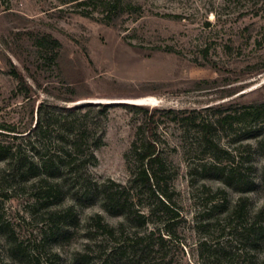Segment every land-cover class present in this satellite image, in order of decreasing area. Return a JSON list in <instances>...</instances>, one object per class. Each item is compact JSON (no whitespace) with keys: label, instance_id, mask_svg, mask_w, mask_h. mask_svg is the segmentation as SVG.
I'll use <instances>...</instances> for the list:
<instances>
[{"label":"rangeland","instance_id":"obj_1","mask_svg":"<svg viewBox=\"0 0 264 264\" xmlns=\"http://www.w3.org/2000/svg\"><path fill=\"white\" fill-rule=\"evenodd\" d=\"M122 1L137 11L108 25L101 21V6L85 9L69 0H0V124L25 131L32 104L36 120L42 102L59 107L117 102L101 119L90 106L70 114L59 109L53 113L56 122L65 118L86 124L90 146L93 138L102 136V145L93 150L95 161L85 169L91 178L125 184L131 177L128 154L145 116L118 102L144 105L149 114L156 109L183 112L180 122L162 116L157 137L184 219L172 229V240L146 257L157 264H264V241L255 250L243 247L224 219L245 197L246 220L262 211L264 224V122L247 130L246 136L241 135L242 126L215 135L224 149L250 156L255 186L241 194L201 176L200 166L211 162L212 153L186 119L194 112L199 120L212 121V107L264 101V0ZM83 10L91 16H83ZM42 36L61 43L55 62L38 46ZM206 46L221 72L192 62L202 60ZM168 47L175 52L165 51ZM12 66L31 86V100L20 92L10 73ZM205 80L217 83L204 89L200 82ZM13 135L0 140L11 146L28 145L29 139ZM5 168L0 161L1 222L13 232L26 257L12 259L11 242L0 231V264H78L73 260L78 252L90 256L89 264H102L98 256L114 242L97 230L94 218L101 215L117 227L124 217L110 215L96 198L78 202L67 188L59 203L48 206L35 195L43 197L44 187H33L34 179L8 177ZM214 193L217 204L224 207L209 212ZM126 261L133 262L131 254Z\"/></svg>","mask_w":264,"mask_h":264},{"label":"trees","instance_id":"obj_2","mask_svg":"<svg viewBox=\"0 0 264 264\" xmlns=\"http://www.w3.org/2000/svg\"><path fill=\"white\" fill-rule=\"evenodd\" d=\"M69 3L85 9L91 5L101 6L104 13L101 21L108 25H116L126 13L137 11L136 6L124 4L122 0H69ZM81 13L86 17L91 16L88 10H83ZM37 44L48 53L52 62L59 59L58 50L62 45L58 40L51 36H42L37 38ZM165 51L175 52L171 47L165 48ZM209 51L210 47L206 46L203 49L202 60L195 58L192 62L221 72L220 63L210 57ZM10 73L18 81L20 92L26 99L31 100L32 88L25 77L19 74L14 66ZM212 83H217V80L200 82L204 89ZM58 99L67 103L74 101L72 98ZM118 105L145 116V121L138 127L136 138L128 154L131 177L125 184L112 179L98 181L91 178L85 169L95 161L93 150L102 145V136L93 138L90 146V130L86 124L65 118L56 122L53 113L59 109L70 114L90 106L96 108L97 118L101 119L115 104L96 103L59 107L42 102L37 107L36 120L35 105L32 104L29 125L25 131H20L11 124H0L1 138L5 139L14 134L13 137L16 139L21 137L29 139L25 148L21 145L11 146L3 139L0 140V161L6 163L5 174L8 177H18L19 180L24 181L34 179L33 187L36 184L44 187L43 190L41 188L43 197L40 193L35 195L39 201L43 200L48 206L59 203L63 196V188H67L70 192H75L73 197L78 202H90L96 198L110 215L124 217V221L117 227L106 223L101 215L94 218V226L97 230L114 242L109 250H103L98 256L102 264H108L109 261L110 264H157L155 260L147 257L155 247L163 246L167 241L172 240V229L184 219L175 199L171 184L172 173L157 137V129L162 116L172 122L184 121L185 118L182 116L183 112L178 110L156 109L149 114V108L146 106L128 103ZM211 110L214 115L212 121L199 120L194 112L186 118L197 127L199 138L212 153L211 162L200 166L201 176L215 179L226 187L244 194L255 186L252 176L254 166L250 156H244L237 150L232 152L224 149L215 140V135L221 129L235 131L238 126H242L241 135L246 136L253 127H258L264 122V101L251 104H221L212 107ZM247 130L250 132H246ZM219 153L225 156L220 157ZM218 192L223 193L222 190ZM209 199L211 203L209 212L224 207L217 204L219 197L216 193ZM246 209L247 198L240 197L226 212L224 219L228 227H232L243 247L255 250L264 241L263 212H256L248 222ZM150 224L154 225L151 229ZM7 227L1 222L0 217V231L11 242L9 256L14 260L26 257L21 244L13 239V232H9ZM202 245L206 246L207 243ZM127 254L132 255L133 262L126 261ZM73 260L78 264H89L91 258L87 253L78 252L74 254Z\"/></svg>","mask_w":264,"mask_h":264},{"label":"water","instance_id":"obj_3","mask_svg":"<svg viewBox=\"0 0 264 264\" xmlns=\"http://www.w3.org/2000/svg\"><path fill=\"white\" fill-rule=\"evenodd\" d=\"M144 102H148V101H144ZM118 103H127V102H118ZM110 104H117V102L110 103ZM128 104H132V103H128ZM135 105H138V104H135ZM141 106H144V105H141Z\"/></svg>","mask_w":264,"mask_h":264},{"label":"bare ground","instance_id":"obj_4","mask_svg":"<svg viewBox=\"0 0 264 264\" xmlns=\"http://www.w3.org/2000/svg\"><path fill=\"white\" fill-rule=\"evenodd\" d=\"M151 99V98H150Z\"/></svg>","mask_w":264,"mask_h":264}]
</instances>
